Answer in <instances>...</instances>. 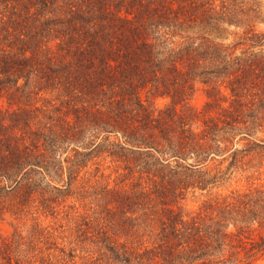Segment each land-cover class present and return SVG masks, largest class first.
<instances>
[{
    "label": "trees",
    "instance_id": "16d2710c",
    "mask_svg": "<svg viewBox=\"0 0 264 264\" xmlns=\"http://www.w3.org/2000/svg\"><path fill=\"white\" fill-rule=\"evenodd\" d=\"M263 23V0H0V218L57 226L28 264L264 262V185L182 205L264 160Z\"/></svg>",
    "mask_w": 264,
    "mask_h": 264
},
{
    "label": "rangeland",
    "instance_id": "374dc122",
    "mask_svg": "<svg viewBox=\"0 0 264 264\" xmlns=\"http://www.w3.org/2000/svg\"><path fill=\"white\" fill-rule=\"evenodd\" d=\"M258 29L264 30V23L259 25ZM197 86L198 91L196 92V95H194L192 103H194V105L197 107H203L204 103L206 102V98L204 96V92L202 91V87L199 86V84H197ZM164 103L165 102L162 100L157 102L160 107H163ZM256 158V160L251 158L247 159L246 163L248 161H252L246 166L232 168L225 177V180L215 188H210L209 192L197 191L195 193L192 192L188 194L187 199L182 202L184 210L187 212L194 211L199 206H201L205 200L218 194H227L233 190L246 191L247 189L264 185V160H262L259 156H256ZM228 165L229 163L225 164V167ZM117 166L119 165L114 163L112 158H106L105 155H102L99 158H94L90 163L89 168L85 170V172H88V174H85L88 175L89 178L87 182H97L99 185L108 184L110 179L112 181L114 180ZM260 167H262V170H259ZM210 168H216V163H213ZM257 170H259V172H255ZM94 197L95 196H93V199H87V203L89 204V214L95 212V208L96 210L98 209V200H95ZM72 205L73 202L68 200L65 209L70 210ZM31 208L37 209L35 205H32L30 209ZM39 221L44 226V228L57 227L55 225L53 226L56 221L51 218V216L47 218L44 215L32 213L31 211H29L27 215L21 217V219L18 218L17 220L13 216L0 218V262L5 249H9V244L11 245L14 261H18L20 264L36 263L40 261V257H42L44 254L38 256H36V254L40 252L41 249H47L49 244H47L46 241L42 242L41 244L34 242L36 235L33 233V230ZM64 223H66L65 220ZM59 244L60 249L68 250L74 244L78 247V249H81V244L78 243L74 237H66L63 234L61 239H59L58 245ZM83 250L86 251L87 248L84 247ZM57 255L59 254L57 253ZM262 264H264V262Z\"/></svg>",
    "mask_w": 264,
    "mask_h": 264
}]
</instances>
